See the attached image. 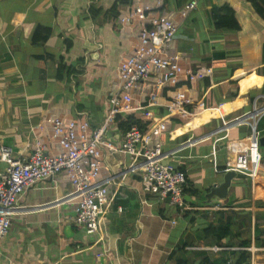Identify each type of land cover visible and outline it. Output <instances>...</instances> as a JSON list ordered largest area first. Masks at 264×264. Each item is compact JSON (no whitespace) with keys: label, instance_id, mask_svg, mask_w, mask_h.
<instances>
[{"label":"crops","instance_id":"0c3cea01","mask_svg":"<svg viewBox=\"0 0 264 264\" xmlns=\"http://www.w3.org/2000/svg\"><path fill=\"white\" fill-rule=\"evenodd\" d=\"M116 1L0 0V142L16 156H27L35 138L49 143L48 119L83 116L92 129L101 125L117 64L136 43L139 26L122 21L132 5L176 13L190 0H168L166 6L163 0H129L115 18L104 15ZM196 1L169 52L181 54L183 67L205 74L194 82L180 77L176 89L194 103L186 106L187 116H193L184 122L173 119L171 132L162 138L163 152L174 153L166 161L185 175L184 200L193 208L188 216L143 192L138 173L128 171V156L117 151L124 133L117 123L118 132L112 128L106 135L111 149L103 150L101 177L110 175L114 181L100 230L88 235L72 223L77 199L65 176L39 182L17 203L9 233L0 241V264H167L174 247L189 239L188 226L197 230L194 243L202 248L189 251L217 258L220 254L206 250L215 244L199 243L205 241L201 231L233 213L250 214V222L230 230L240 241L250 239L246 247L258 249L252 264H264V236L254 235V226L264 231V149L253 182L235 173L224 199H208L210 204L204 199L226 172V144L252 133L247 125H233L234 120L264 106V23L245 0ZM224 3L235 11L239 32L214 28L211 8ZM91 6L102 10L95 21L89 19ZM37 28L50 30L47 40L33 42ZM237 70L245 76L240 82L234 78ZM229 81L237 82V88L229 87ZM173 90L157 91L150 110L160 118ZM149 91L144 85L132 92L134 110L145 106ZM209 92L216 107L206 109ZM174 120L181 123L176 130ZM250 123L264 135V114Z\"/></svg>","mask_w":264,"mask_h":264},{"label":"built area","instance_id":"2783aa9c","mask_svg":"<svg viewBox=\"0 0 264 264\" xmlns=\"http://www.w3.org/2000/svg\"><path fill=\"white\" fill-rule=\"evenodd\" d=\"M196 7V0L184 3L176 13H161L139 4L130 7L122 21L139 26L136 43L117 64L107 112L99 127L92 129L83 116L48 119L49 143L35 138L31 152L22 157L16 156L11 147L0 142V163L5 166L0 169V241L9 233L13 212L26 190L34 184L45 180L54 181L62 175L72 186L71 196L77 199V212L72 223L88 235L98 232L101 220L111 205L109 187L114 181L110 175L101 177L104 168L103 150L111 149L106 135L116 128L118 118L134 111L142 112V120H152L155 114L150 109L156 104L157 91L166 87L174 90L165 106V116L156 119L145 133L136 126L129 128L123 133L117 151L128 156V171L138 173L146 195L155 196L160 202L176 208L179 213L193 209L184 200L185 175L177 166L166 161L174 153L163 152L162 138L171 132L168 124L173 119L183 121L188 112L186 106H194L184 93L177 92L176 85L180 77L183 75L184 81L194 82L205 74L183 67L181 54L169 52L181 22ZM96 46L99 50L98 43ZM144 85L149 86L151 91L145 96L146 100L144 98L145 106H138V110H134L132 92ZM263 114L264 106L253 108L245 116L234 120L233 125H247L252 133L244 139L226 144L230 155L223 171L245 175L252 182L255 180L261 158L259 135L250 120L254 122ZM206 250L215 254L246 251L250 253L249 264H252L258 249L253 246H214Z\"/></svg>","mask_w":264,"mask_h":264},{"label":"trees","instance_id":"16d2710c","mask_svg":"<svg viewBox=\"0 0 264 264\" xmlns=\"http://www.w3.org/2000/svg\"><path fill=\"white\" fill-rule=\"evenodd\" d=\"M166 6L168 0H163ZM247 4L250 5V8L253 12L263 21L264 23V0H245ZM129 6V0H117L112 7L105 11L104 15H109L110 17H116L121 8ZM102 10L99 8H94L91 6L89 8V19L95 21ZM211 21L213 22L214 28L221 31H231L239 32L241 30L240 24L236 18L235 11L226 3L215 6L211 8ZM50 34V30L37 28L34 31L32 36L33 42L45 41L47 40ZM61 66V69H64ZM59 68V71H60ZM73 70V69H72ZM247 77V76H246ZM234 78L238 79L239 82L245 78L243 72L237 70L234 73ZM78 82H76V85ZM208 85V83H207ZM229 87L237 88V82L229 81L227 83ZM235 97V94H231L230 98ZM212 95L209 92L205 97L204 107L206 109L216 107V103L211 101ZM76 111H79L78 105H76ZM142 112H131L124 117L118 118L117 123L118 127L122 132H126L132 126H136L140 132L145 133L147 129L153 124V122L160 118L159 115H155L152 120L144 121L141 119ZM181 126L179 120H174L173 129H178ZM185 193V189H184ZM195 195V191L193 192ZM188 212L184 213V217L188 216ZM192 221V218H189V222ZM247 221L250 222V214L239 215L238 213H233L230 217L220 218V221L217 224L208 222L206 226L201 231V240L208 242L207 245H223V241H228L225 243L227 247H234L238 242V247H246L250 244V239L245 241H240L239 234L233 233L230 230V227L237 228L240 224H245ZM254 235L264 236V231L259 232L256 226H254ZM236 240L237 242H234ZM264 243V239H263ZM205 245V244H204ZM195 243L186 244L185 241L178 243L171 253L168 256V262L170 264H249L250 262V253L246 251H230V252H221L219 257L211 258L203 251L192 252L186 250L187 247H197ZM193 254V258L189 256Z\"/></svg>","mask_w":264,"mask_h":264},{"label":"water","instance_id":"95a60500","mask_svg":"<svg viewBox=\"0 0 264 264\" xmlns=\"http://www.w3.org/2000/svg\"><path fill=\"white\" fill-rule=\"evenodd\" d=\"M92 57H97L96 54L92 55ZM115 131H117V128H114ZM118 132V131H117ZM259 143V153L260 158H262V150L264 149V135L259 136L258 138ZM236 176L235 172L233 171H226L222 177V181L219 184H214L212 188L209 190V193H207L204 196V199L206 201V204H210V201L208 199L215 198V202L221 201L224 199L228 194V189L231 186V180ZM204 201V202H205ZM203 202V203H204ZM67 230L69 228L67 227Z\"/></svg>","mask_w":264,"mask_h":264},{"label":"rangeland","instance_id":"374dc122","mask_svg":"<svg viewBox=\"0 0 264 264\" xmlns=\"http://www.w3.org/2000/svg\"><path fill=\"white\" fill-rule=\"evenodd\" d=\"M187 231H189V239L185 241L186 244H190V243H194V239H193V235L197 232V230H194L193 228H191L190 226H188ZM200 244H205L207 245L208 242L207 241H203V242H199ZM212 255V254H211ZM190 257L193 258V254H189ZM167 264H170L169 262Z\"/></svg>","mask_w":264,"mask_h":264},{"label":"bare ground","instance_id":"6f19581e","mask_svg":"<svg viewBox=\"0 0 264 264\" xmlns=\"http://www.w3.org/2000/svg\"><path fill=\"white\" fill-rule=\"evenodd\" d=\"M192 116H193V115H188V116H186L185 118H183V119H182V120H183V122H184V121H187V120H189V119H191V118H192Z\"/></svg>","mask_w":264,"mask_h":264}]
</instances>
